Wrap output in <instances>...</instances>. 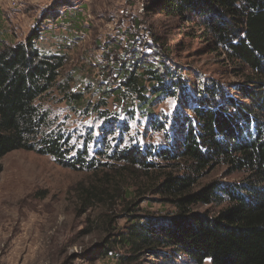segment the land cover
<instances>
[{"label":"trees","instance_id":"16d2710c","mask_svg":"<svg viewBox=\"0 0 264 264\" xmlns=\"http://www.w3.org/2000/svg\"><path fill=\"white\" fill-rule=\"evenodd\" d=\"M69 1L54 2L21 41H5L0 27V172L17 150L88 172L75 187L78 211L105 208L95 249L115 264H264V0L150 1L148 12L199 29L211 52L233 65L239 80L226 85L191 83L170 60L168 38L151 29L140 49L131 34L125 44L113 41L97 65L104 79L79 84L64 71L66 54L37 44L42 22H66L59 9ZM75 15L68 23L79 29L84 19ZM165 99L176 106L159 117L155 106ZM49 103L65 104L69 115L95 114L110 129L77 145L56 126ZM122 116L144 120V132L164 142L123 146L130 126ZM219 167L242 180L199 185ZM144 202L173 212L157 218L143 212ZM212 205L222 208L199 211Z\"/></svg>","mask_w":264,"mask_h":264},{"label":"rangeland","instance_id":"374dc122","mask_svg":"<svg viewBox=\"0 0 264 264\" xmlns=\"http://www.w3.org/2000/svg\"><path fill=\"white\" fill-rule=\"evenodd\" d=\"M58 0H19L16 8L8 5V0H0V27L6 34L5 41L14 43L23 40L41 20L47 10ZM73 6H65L67 18L60 24L53 21L42 22L45 33L38 41V47L47 53L63 52L68 57L65 72L74 74L81 83H97L103 80L98 64L104 65V56L113 41L125 44L127 36L134 35L137 49L148 38L146 29L160 32L168 38L171 47L170 60L189 74L191 83L200 78L214 79L226 85L239 80L234 75L233 65L224 61L223 55L211 52V44L201 31L189 24H181L163 16L148 12L151 0H70ZM69 1V3H70ZM64 2V1H62ZM48 13V12H47ZM46 13V14H47ZM81 14L84 21L79 29L72 28L74 19ZM49 14V13H48ZM71 17V18H69ZM69 18V19H68ZM134 21L137 26L134 25ZM72 28V29H71ZM234 95V91L231 93ZM52 118L56 126L80 145L88 133L95 139L101 138V130L110 129L109 124L99 121L97 115L87 117L69 115L65 104L53 105ZM176 106L173 99H165L155 106L157 116L171 115ZM111 112H117L110 107ZM129 126L123 135L124 145L157 143L162 144L161 135L144 132V120L130 121L120 117ZM139 120V119H138ZM120 136L121 122L114 124ZM112 128V130H113ZM115 130V132H116ZM0 172V264H115L114 259H101L95 245L99 242L103 206L95 207L86 214H80L75 187L83 183L88 172L70 170L57 164L49 156L17 150L7 154L2 160ZM224 168L219 167L204 177L199 185L212 181L237 183L242 175L227 177ZM143 212L163 218L173 212L172 207L153 203L149 208L141 203ZM222 207L207 206L199 211L209 210L211 214ZM91 221V226L88 225ZM118 224L122 219L114 218ZM174 264H189L175 262Z\"/></svg>","mask_w":264,"mask_h":264},{"label":"built area","instance_id":"2783aa9c","mask_svg":"<svg viewBox=\"0 0 264 264\" xmlns=\"http://www.w3.org/2000/svg\"><path fill=\"white\" fill-rule=\"evenodd\" d=\"M19 4V0H8V5L11 7V8H16Z\"/></svg>","mask_w":264,"mask_h":264}]
</instances>
